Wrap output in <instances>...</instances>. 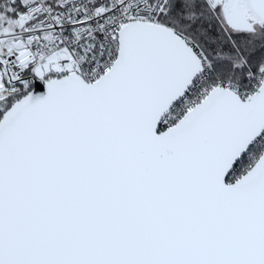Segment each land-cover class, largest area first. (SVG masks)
Masks as SVG:
<instances>
[{"label":"snow or ice","instance_id":"6c2138e0","mask_svg":"<svg viewBox=\"0 0 264 264\" xmlns=\"http://www.w3.org/2000/svg\"><path fill=\"white\" fill-rule=\"evenodd\" d=\"M0 264H264V0H0Z\"/></svg>","mask_w":264,"mask_h":264}]
</instances>
